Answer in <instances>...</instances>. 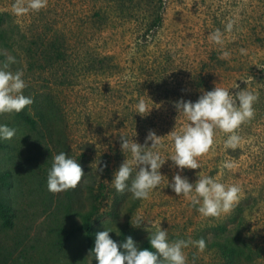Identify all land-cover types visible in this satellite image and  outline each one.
<instances>
[{
    "label": "rangeland",
    "instance_id": "obj_1",
    "mask_svg": "<svg viewBox=\"0 0 264 264\" xmlns=\"http://www.w3.org/2000/svg\"><path fill=\"white\" fill-rule=\"evenodd\" d=\"M15 2L0 0V62L16 57L8 70L23 71L24 94L34 102L39 93H51V115L64 141L56 148L20 113L0 115V124L17 132L0 140V176L9 169L15 175L11 189L0 183V195L15 210L14 229L0 231L9 264H98L75 230L82 225L78 213L91 211L95 232L112 229L118 245L131 237L142 249L149 243L145 229L154 223L171 240L206 241L203 252L185 249L188 264H264V0H48L45 9L20 17L13 14ZM230 20L235 24L225 33L224 50L231 55L221 59L208 34L223 31ZM216 85L256 94L254 118L238 129L242 142L235 151L224 148L227 136L217 130L213 148L198 158L201 169L181 174L192 183L200 172L238 186L233 210L203 217L176 196L167 187L179 172L170 159L150 200L117 192L111 181L126 159L121 136L145 145L154 131L163 137L160 152L168 159L174 149L166 135L187 122L176 103L196 102ZM141 98L153 107L146 116L135 111ZM33 104L22 112L34 114ZM60 152L75 158L86 177L76 189L54 194L47 175ZM226 160L234 164L231 170L223 167ZM137 217L141 227L131 224ZM215 243L229 248L231 257Z\"/></svg>",
    "mask_w": 264,
    "mask_h": 264
},
{
    "label": "clouds",
    "instance_id": "obj_2",
    "mask_svg": "<svg viewBox=\"0 0 264 264\" xmlns=\"http://www.w3.org/2000/svg\"><path fill=\"white\" fill-rule=\"evenodd\" d=\"M48 0H16L12 6L13 14L17 17L29 12H39L47 7ZM234 21H229L224 30L216 29L208 34L209 42L221 50V59H228L231 55L224 50L225 33L234 29ZM246 54L245 49L240 50ZM17 63L16 57L7 55L0 62V115L19 114L34 103L33 99L24 94L27 87L23 79L22 70L15 72L8 70L10 65ZM258 96L251 91L241 90L231 93L229 89L218 87L206 91L196 102L184 101L176 103L179 115L187 121L183 127L175 129L168 135L173 141V153L168 159L161 156V148L165 145L162 138L154 131H149L145 138V145L121 136V150L126 159L114 173L112 187L119 192L131 193L134 200L148 201L151 194L164 181L160 169L170 159L179 172L175 174L167 187H170L176 196H182L190 201L191 205L203 217H220L229 214L240 199V188L236 185L226 186L217 178L197 173L199 177L195 183L183 176L185 169H201L198 160L209 153L215 143L216 131L226 134L224 141L226 150L235 151L242 142L238 129L254 118V105ZM137 114L146 116L153 107H149L145 99L141 98L134 106ZM15 128L0 124V140H11L16 136ZM165 137V136H164ZM151 141V146L147 143ZM223 167L231 170L234 164L224 161ZM86 177L79 162L65 152L52 156V166L47 175V188L52 193H60L76 189ZM134 227H141L144 222L137 217ZM155 231H149V228ZM145 230L149 232L150 248L141 249L137 243L128 237L126 242L118 245L111 237L112 229L98 232L95 238L91 255L98 264H188L185 249L196 247L200 252L206 248V241L202 238L197 241L191 239L171 240L168 230L156 224H151ZM119 235V233L117 232Z\"/></svg>",
    "mask_w": 264,
    "mask_h": 264
},
{
    "label": "trees",
    "instance_id": "obj_3",
    "mask_svg": "<svg viewBox=\"0 0 264 264\" xmlns=\"http://www.w3.org/2000/svg\"><path fill=\"white\" fill-rule=\"evenodd\" d=\"M1 23V21H0ZM2 38L4 34L0 35ZM58 50V54H59ZM1 55V52H0ZM61 56L58 55V60H60ZM38 93V92H36ZM44 93V94H43ZM41 95V99L39 97L36 98V102L33 104L34 114L29 112H21L19 118L22 120L24 124L29 127V129L35 132L38 135H42L43 139L49 138L51 144L55 145L57 148L58 145H62L64 138H62V134L59 131L60 126L55 125L54 119L51 113H54V109H56V103L51 95V93L43 92ZM38 95V94H37ZM15 175L12 170H5L0 176V183L3 189H11L14 186ZM99 196H97L98 198ZM96 210V209H95ZM241 212V208H239ZM14 207L8 203L7 198H3L0 195V231H10L15 227V215H14ZM78 215L82 219V225L77 226L75 228L76 232H80L84 235L87 248L93 249L95 245L96 232L94 230V220L96 217V211H91L87 213H78ZM222 231H225V228H221ZM71 235V233H69ZM72 235H75L73 233ZM214 246H217L221 251H223L224 255L227 257H231V250L226 248L221 243H215ZM150 243L145 244L142 249L150 248ZM4 248L0 245V264H9L10 255L4 254ZM14 264H23V262H15Z\"/></svg>",
    "mask_w": 264,
    "mask_h": 264
}]
</instances>
